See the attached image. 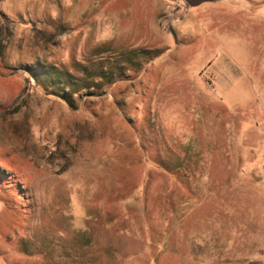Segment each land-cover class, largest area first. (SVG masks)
Wrapping results in <instances>:
<instances>
[{
  "label": "rangeland",
  "instance_id": "obj_1",
  "mask_svg": "<svg viewBox=\"0 0 264 264\" xmlns=\"http://www.w3.org/2000/svg\"><path fill=\"white\" fill-rule=\"evenodd\" d=\"M0 264H264V0H0Z\"/></svg>",
  "mask_w": 264,
  "mask_h": 264
},
{
  "label": "trees",
  "instance_id": "obj_2",
  "mask_svg": "<svg viewBox=\"0 0 264 264\" xmlns=\"http://www.w3.org/2000/svg\"><path fill=\"white\" fill-rule=\"evenodd\" d=\"M48 70H46L47 72ZM49 72V71H48ZM50 74L53 73V72H49ZM73 75L70 74V72H63L61 73V76H60V80L64 81L66 83V88L64 89L65 93L70 95L71 93H73L74 91L77 90V81H74L72 78ZM54 79V78H52ZM56 79V78H55Z\"/></svg>",
  "mask_w": 264,
  "mask_h": 264
},
{
  "label": "water",
  "instance_id": "obj_3",
  "mask_svg": "<svg viewBox=\"0 0 264 264\" xmlns=\"http://www.w3.org/2000/svg\"><path fill=\"white\" fill-rule=\"evenodd\" d=\"M189 5L191 6H198L202 4L203 2L212 1V0H186Z\"/></svg>",
  "mask_w": 264,
  "mask_h": 264
},
{
  "label": "crops",
  "instance_id": "obj_4",
  "mask_svg": "<svg viewBox=\"0 0 264 264\" xmlns=\"http://www.w3.org/2000/svg\"><path fill=\"white\" fill-rule=\"evenodd\" d=\"M255 238L257 239V238H259V237L255 236Z\"/></svg>",
  "mask_w": 264,
  "mask_h": 264
}]
</instances>
